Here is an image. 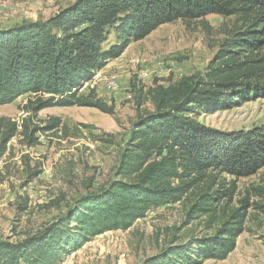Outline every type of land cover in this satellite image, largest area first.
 <instances>
[{
    "label": "trees",
    "instance_id": "trees-1",
    "mask_svg": "<svg viewBox=\"0 0 264 264\" xmlns=\"http://www.w3.org/2000/svg\"><path fill=\"white\" fill-rule=\"evenodd\" d=\"M207 15L232 19L218 49L199 75L149 90L153 111L132 123L106 185L73 200L56 221L20 241L0 240V264H61L108 231H124L148 212L189 201L188 220L204 218L211 233L172 239L148 264L223 261L245 231L250 210L264 205L250 194L234 205L235 179L264 168V125L219 131L197 117L264 97V0H75L45 20L0 26V105L27 95L24 110L94 107L113 114L93 90H80L109 61L159 26ZM112 35V38H111ZM6 143L17 134L34 144L43 127L1 118ZM234 180L226 181V177ZM264 201V189L253 187Z\"/></svg>",
    "mask_w": 264,
    "mask_h": 264
},
{
    "label": "rangeland",
    "instance_id": "rangeland-1",
    "mask_svg": "<svg viewBox=\"0 0 264 264\" xmlns=\"http://www.w3.org/2000/svg\"><path fill=\"white\" fill-rule=\"evenodd\" d=\"M74 1L0 0V26L45 20ZM202 22L209 31L199 21L159 26L144 39L130 43L84 85L80 93L93 90L98 99L112 106V115L94 107L70 106L45 108L32 116L24 110L27 95L0 105V119L20 124L31 117L33 126L43 127L49 118H58L66 129L38 131L34 144L21 134L4 143L5 128L0 126V240L16 242L40 231L64 214L74 199L107 184L132 123L138 115L154 109L149 90L155 84H176L202 73L232 19L207 15ZM109 76L117 78L115 89L105 87ZM197 120L225 132L264 125V97L201 115ZM229 180L234 179L227 176ZM234 181V205L247 193L251 201L264 205L252 191L253 187L264 189V168ZM188 203L183 199L160 207L127 230L98 235L61 264H148L172 239L182 242L211 233L204 229V218L185 217ZM203 264H264V212L250 210L246 229L225 260Z\"/></svg>",
    "mask_w": 264,
    "mask_h": 264
},
{
    "label": "built area",
    "instance_id": "built-area-1",
    "mask_svg": "<svg viewBox=\"0 0 264 264\" xmlns=\"http://www.w3.org/2000/svg\"><path fill=\"white\" fill-rule=\"evenodd\" d=\"M97 76H98V72L95 73V75L93 76V79H95ZM117 85H118L117 78L115 76H109L106 79V82H105L106 89H115Z\"/></svg>",
    "mask_w": 264,
    "mask_h": 264
}]
</instances>
